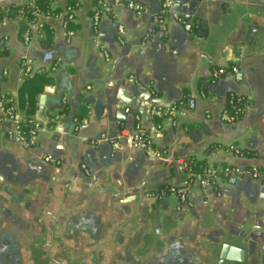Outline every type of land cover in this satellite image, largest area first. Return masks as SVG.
Returning a JSON list of instances; mask_svg holds the SVG:
<instances>
[{
    "label": "crops",
    "instance_id": "crops-1",
    "mask_svg": "<svg viewBox=\"0 0 264 264\" xmlns=\"http://www.w3.org/2000/svg\"><path fill=\"white\" fill-rule=\"evenodd\" d=\"M25 1L0 2L6 7L0 41L8 51L0 55V97L12 99L25 117L17 90L33 75L22 70L28 60L52 77L46 85L52 89L42 92L47 120H39L34 146L11 140L12 125L0 122V264H264V0H173L192 29L167 12V30H155L144 42L162 0H49L48 12L9 15L11 5ZM99 1L112 12L94 26ZM128 1L145 11L135 12ZM67 13L74 18L66 21ZM197 15L215 31L213 42L196 28ZM27 28L31 40L25 43ZM220 67L226 71L213 79ZM147 88L153 104L175 105L159 130L135 104L127 111L134 112V126L156 130L154 145L167 159L153 161L123 137L117 146L100 138L128 132L126 121L116 118L115 107H125L118 93L134 102ZM231 93L244 97V111L226 122L221 113ZM98 100L116 104L97 118ZM70 121L75 129L69 134L63 129ZM231 143L251 157L234 156L226 150ZM182 159L197 168L231 165L242 172L221 177L215 188L193 186L189 207L177 209L173 194L148 196L181 183ZM253 166L260 177L247 171ZM225 240L247 251L252 244L254 253L244 263L222 261L216 246Z\"/></svg>",
    "mask_w": 264,
    "mask_h": 264
},
{
    "label": "built area",
    "instance_id": "built-area-1",
    "mask_svg": "<svg viewBox=\"0 0 264 264\" xmlns=\"http://www.w3.org/2000/svg\"><path fill=\"white\" fill-rule=\"evenodd\" d=\"M100 5L97 7L92 14V22L96 26L103 17H107L112 12L110 5L104 1H99ZM23 4L31 5L33 14L42 13L38 6L34 3L33 0H26ZM127 6L133 9L137 13L145 11L144 7L133 1L126 2ZM173 0H162L161 9L158 13L152 15V25H150L144 35L143 42L146 40L147 36L153 33L155 30L164 32L167 30L165 16L166 13H170L171 17L182 24L184 28L188 31L192 29V24L187 21L182 15L177 11L172 9ZM6 9V7L0 6V11ZM22 12V10H21ZM74 17L72 13H67L65 20H72ZM40 24L39 26H41ZM118 39L120 42H123L124 28L119 26L118 29ZM23 40L25 43L30 42L31 40V31L30 28H27L23 33ZM105 57H108V54L104 53ZM22 70L25 74H34L42 72L43 69L36 68L32 66L31 60L25 61L22 63ZM231 71H237V67L231 66ZM226 69L220 67L214 70L212 77L216 79L220 74L224 73ZM244 97L231 93L228 97L227 105L224 107L221 113V118L226 122H233L237 120L244 111ZM175 109V105H163V104H149V117H165L172 115ZM0 122H9L12 125L11 130L9 131V138L14 142H17L26 147H31L36 144V139L38 133L42 130V123L35 119L34 117L27 118L22 117L19 113V109L15 106L14 102L10 98L0 97ZM160 124L156 125V130L158 131ZM153 132L150 130L144 129L140 124L135 126L134 133L129 135L128 132L125 134H120L116 137H108L105 134H101L100 138L109 141L113 146L120 144V137L125 138V143L131 147H138L142 149L146 155L153 159H166L165 152L160 150L156 145H154L152 135ZM226 150L231 152L234 156L238 158H249L251 153L246 150L243 146L236 145L234 143L228 144ZM43 159L54 165L59 163L58 159L53 158L51 155H44ZM85 168V165H82ZM178 167L184 173V178L179 185H165L158 187L156 189L148 192V196L154 199H160L169 194L176 195L177 205L176 208L180 209L182 206H191V201L189 200V193L193 186H198L200 188H215L220 178L227 179L229 177L235 176L238 173L242 172L239 168L226 165L220 171L213 168L212 166H200L197 168L195 162L191 159H182L179 161ZM253 177H260L261 171L253 166L247 170Z\"/></svg>",
    "mask_w": 264,
    "mask_h": 264
},
{
    "label": "water",
    "instance_id": "water-1",
    "mask_svg": "<svg viewBox=\"0 0 264 264\" xmlns=\"http://www.w3.org/2000/svg\"><path fill=\"white\" fill-rule=\"evenodd\" d=\"M4 0H0V2H2ZM201 2V0H196ZM172 8L175 11H179L180 10V5H172ZM198 18L196 19V28H204V30L206 31V35L208 37V42H213L214 41V35L216 34L214 30H212L211 28H209L208 26L203 27L202 25V21L201 18L199 17V15H197ZM52 89V87L50 86H46L44 88L45 92H48ZM118 97L119 99L122 101V103L125 105V107H115V112L117 114V119L119 120H125L126 121V128L128 130V134L132 135L134 133L135 130V116H134V112L133 111H127L129 108L133 109V105L135 104V108L137 109L140 114L141 117L146 118L147 114L149 112V104L150 103H158L157 101L151 100V92L149 90V88L144 89V91H141V93H139V99H135V101L133 102V100H128V99H122L120 98V93H118ZM45 99H46V93H42L39 96V101H38V110L35 114L36 119L46 123L47 120V116L45 113L46 110V106H45ZM142 101L147 102L146 105L142 104ZM116 102H114L113 100H110L106 103V105H104V102H102L101 100H98V102H96L95 106H94V112L97 118H100V115L103 111V109L106 107L108 108L110 113L112 111V109H114ZM148 104V105H147ZM54 121H57V116L54 119ZM75 129V124L73 122H69L67 127H65L63 129V131L68 132L69 134L72 133V131ZM119 128L117 127V132H118ZM118 136V133L117 135ZM125 141V138H123ZM153 161L154 159L151 158ZM167 159V158H166ZM166 162V160L162 161V165H164V163ZM152 165V164H151ZM188 207V206H187ZM251 237H253V235H251ZM219 251H218V257L220 260L228 262V263H244L247 258L248 255H253L254 253V248L253 245L251 244L250 248L248 249V251L245 249V247L243 246L242 243H238V244H233L230 243L228 241H224V242H220L217 244L216 246Z\"/></svg>",
    "mask_w": 264,
    "mask_h": 264
},
{
    "label": "trees",
    "instance_id": "trees-1",
    "mask_svg": "<svg viewBox=\"0 0 264 264\" xmlns=\"http://www.w3.org/2000/svg\"><path fill=\"white\" fill-rule=\"evenodd\" d=\"M34 3L38 6L43 12H48L49 10V0H33ZM20 10L23 11L24 16L31 18L34 17L31 5L23 4L17 6H10L9 15H16ZM3 17V13H0V19ZM46 42L45 45H48L51 42V33L46 29ZM43 43V41H42ZM7 49L4 45H1L0 41V55L5 56L7 54ZM52 82V77L46 75L45 73H35L31 76L24 78L23 82L20 84L17 90V102L18 107L25 112L27 118L33 117L37 109V98L40 93L43 92L44 87L49 85ZM162 117L154 116L152 121L155 124H160Z\"/></svg>",
    "mask_w": 264,
    "mask_h": 264
}]
</instances>
